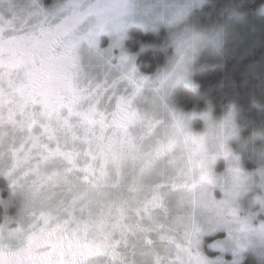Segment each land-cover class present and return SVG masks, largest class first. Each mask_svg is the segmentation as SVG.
I'll use <instances>...</instances> for the list:
<instances>
[{
    "label": "snow or ice",
    "instance_id": "6c2138e0",
    "mask_svg": "<svg viewBox=\"0 0 264 264\" xmlns=\"http://www.w3.org/2000/svg\"><path fill=\"white\" fill-rule=\"evenodd\" d=\"M97 7L0 0V175L21 197L0 223V264H211L184 200L212 183L202 140L142 107L173 74L103 56Z\"/></svg>",
    "mask_w": 264,
    "mask_h": 264
},
{
    "label": "clouds",
    "instance_id": "9594fccd",
    "mask_svg": "<svg viewBox=\"0 0 264 264\" xmlns=\"http://www.w3.org/2000/svg\"><path fill=\"white\" fill-rule=\"evenodd\" d=\"M90 3L98 5L93 21L100 25V34L113 37L114 44L125 37L132 25L142 31L158 32L161 27L166 30L161 45L165 58L155 74L170 72L173 75L163 83L159 94L146 96L142 100V107L157 115H163L171 109L181 122L183 131L197 135L202 140V171L211 176L212 183L201 185L195 197L188 195L184 198L186 203L194 200V205L186 209L188 213L198 225H209V231L214 232L220 228L228 230L226 240L221 242L222 245L236 246L237 255L233 264L248 249L253 251L258 264H264V220H258L260 213H264V195L254 196L249 210L243 216L240 214L243 211L240 203L242 195H235L241 184L247 185L243 194L254 186L264 190V126L253 128L249 135H244V128L249 122L242 123L241 108L234 101L222 103L220 113L216 114L211 99L206 100L202 109L194 107L188 111L177 109L171 100L179 86L195 96H207L206 92H201V82L196 78V65L205 54L210 57L227 55V45L233 37L234 29L237 25L247 23V13L240 10L235 0L221 9L220 19L214 21L203 19L210 16L204 8L206 5L214 7L213 0H90ZM255 15L264 17V3L256 7ZM98 47L103 56L112 55L111 46L101 48L98 43ZM250 107L264 111V104L255 98ZM196 120L202 122L198 130L194 127ZM232 141H235V147ZM221 143L225 145L227 156L220 149ZM243 150L258 159L260 164L257 168H244L241 159ZM219 156L226 159L227 166L218 172L215 163ZM236 168L247 174L246 180L232 175ZM215 188L221 192L219 197L214 192ZM233 208L238 210L241 219L250 223L248 231L238 230L236 217L231 214Z\"/></svg>",
    "mask_w": 264,
    "mask_h": 264
},
{
    "label": "trees",
    "instance_id": "16d2710c",
    "mask_svg": "<svg viewBox=\"0 0 264 264\" xmlns=\"http://www.w3.org/2000/svg\"><path fill=\"white\" fill-rule=\"evenodd\" d=\"M240 10L247 13V23L237 25L233 37L228 42V53L223 57L204 55L196 65V78L201 82V92L207 96H195L188 89L179 87L175 91L176 103L184 110L194 107L202 109L206 100L211 99L215 112L219 114L221 104L234 101L241 108L242 123L249 122L244 128V135H249L253 128L264 126V111L251 108L253 98L264 104V17L255 15L256 7L264 0H235ZM51 4L52 0H45ZM206 5L204 11L210 13L208 19H220L219 12L229 6L232 0H213ZM166 30L161 27L158 32L142 31L134 26L127 40L128 48L136 53L138 62L145 71H153L160 66L165 58L162 41ZM235 145V142H234ZM242 162L248 169H253L249 151H242ZM2 180H0V183ZM3 183V182H2ZM3 193H7L3 190ZM5 209L3 206L0 210ZM215 235L216 237H219ZM238 264H258L252 253H247Z\"/></svg>",
    "mask_w": 264,
    "mask_h": 264
},
{
    "label": "rangeland",
    "instance_id": "374dc122",
    "mask_svg": "<svg viewBox=\"0 0 264 264\" xmlns=\"http://www.w3.org/2000/svg\"><path fill=\"white\" fill-rule=\"evenodd\" d=\"M134 26L135 25H132L128 28L125 37L118 44L113 43V40H114L113 37H110L104 33L100 34V36L98 37L99 45L101 48H108L110 46L112 47V56L114 58V62H116V59H118L122 53H126L131 58L132 62L135 63L137 70H138V73L140 75L152 76L155 74V72L157 71L159 66L153 71H145L144 68L142 67V65L138 62L136 53L132 52L128 48L127 40L130 37V30ZM179 87H182V86H179ZM171 100H172V103L175 105V107L177 109H180V107L177 106L178 104L176 103L175 92L173 93ZM185 111H188V110H185ZM194 127H195V129L198 130L199 128L202 127V122L199 120L194 121ZM139 131L140 130L138 129L137 133H139ZM234 142L235 141L231 142L233 147L236 146V145H234ZM243 151H246V150H243ZM241 159H242V154H241ZM251 159L252 160H250V162H251V165L254 166L253 169L257 168L259 166L260 162L254 156ZM226 166H227L226 159L223 156L217 157V160L215 163L216 171H218V172L222 171V170H224V168ZM243 166H244V164H243ZM244 168L246 170H252V169H248L247 166H244ZM0 180H2V182H3V183L2 182L0 183V201H2V202H0V207L3 206L5 208V209H3V211L0 210V223H3V220L6 216H8V217H16L17 216L18 212L20 211L21 197L19 195L13 196L11 194V188H10L9 181H8L7 177H5L4 175H0ZM3 190L6 191L7 193H3ZM214 192H215L217 197H219L221 195L219 188H215ZM128 195H130V194H128ZM256 195H264V190H262L261 188H259L257 186H254L250 191H248L247 193L242 195L241 200H240L241 206L243 208V211L240 213L242 216L247 213V211L249 210V208L253 202V197ZM170 211L174 213V212L178 211V209L173 208ZM258 220H264V213H260ZM255 222H258V221H254V223ZM209 227L210 226L207 224L201 225V233L199 236L200 243L198 245V250L200 251V253L203 256H205L208 259V261L211 262V264H233L234 257L237 255L235 245L225 244L222 247H213L212 246L217 241L226 240V238L228 236V230L224 229V228H220V229L212 232V231L208 230ZM219 233L221 235H219V237H216L215 235H218ZM247 253H252L254 255L253 251L251 249H248V250H246L240 254V259L236 260L235 264L240 263L244 259V257L247 255ZM137 259H139V258L137 257Z\"/></svg>",
    "mask_w": 264,
    "mask_h": 264
}]
</instances>
